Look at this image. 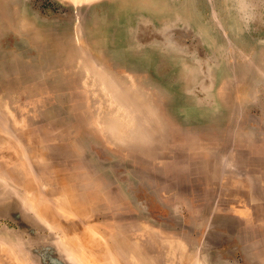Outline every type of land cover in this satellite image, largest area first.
<instances>
[{
  "label": "rangeland",
  "instance_id": "1",
  "mask_svg": "<svg viewBox=\"0 0 264 264\" xmlns=\"http://www.w3.org/2000/svg\"><path fill=\"white\" fill-rule=\"evenodd\" d=\"M249 107L264 0H0V264H264Z\"/></svg>",
  "mask_w": 264,
  "mask_h": 264
},
{
  "label": "crops",
  "instance_id": "2",
  "mask_svg": "<svg viewBox=\"0 0 264 264\" xmlns=\"http://www.w3.org/2000/svg\"><path fill=\"white\" fill-rule=\"evenodd\" d=\"M250 107L252 105L250 101ZM249 107L247 131H234L233 172L239 175L242 197L241 211L248 212L250 223H264V110Z\"/></svg>",
  "mask_w": 264,
  "mask_h": 264
}]
</instances>
